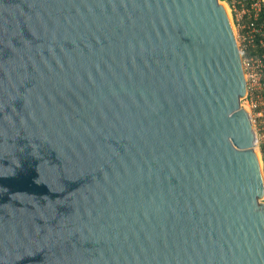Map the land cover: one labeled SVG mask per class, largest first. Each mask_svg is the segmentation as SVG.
<instances>
[{"label": "water", "instance_id": "95a60500", "mask_svg": "<svg viewBox=\"0 0 264 264\" xmlns=\"http://www.w3.org/2000/svg\"><path fill=\"white\" fill-rule=\"evenodd\" d=\"M219 0H0V264H264V181Z\"/></svg>", "mask_w": 264, "mask_h": 264}, {"label": "built area", "instance_id": "2783aa9c", "mask_svg": "<svg viewBox=\"0 0 264 264\" xmlns=\"http://www.w3.org/2000/svg\"><path fill=\"white\" fill-rule=\"evenodd\" d=\"M219 2L227 10L239 50L246 85L240 102L253 128L264 181V0Z\"/></svg>", "mask_w": 264, "mask_h": 264}]
</instances>
